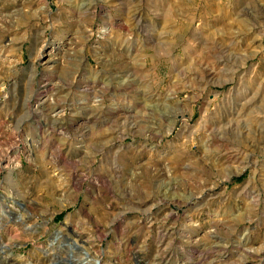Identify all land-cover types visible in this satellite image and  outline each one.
Returning <instances> with one entry per match:
<instances>
[{
    "label": "rangeland",
    "instance_id": "obj_1",
    "mask_svg": "<svg viewBox=\"0 0 264 264\" xmlns=\"http://www.w3.org/2000/svg\"><path fill=\"white\" fill-rule=\"evenodd\" d=\"M86 236L264 264V0H0V264Z\"/></svg>",
    "mask_w": 264,
    "mask_h": 264
},
{
    "label": "bare ground",
    "instance_id": "obj_2",
    "mask_svg": "<svg viewBox=\"0 0 264 264\" xmlns=\"http://www.w3.org/2000/svg\"><path fill=\"white\" fill-rule=\"evenodd\" d=\"M51 56V55H50ZM54 58L51 56V57H48L46 59V61H48L49 63H51ZM55 115V114H54ZM90 130V128H89ZM86 133H84L83 135H86ZM165 174V173H164ZM27 205L24 206V208H27L26 207ZM15 219H18V216L15 217ZM77 228L78 229H81L80 228V225L78 224L77 225ZM82 231H83V228H82ZM81 232V231H80ZM8 234V237L12 238L14 237L10 232H6ZM78 234V233H77ZM80 235H82V233H80ZM85 235V234H84ZM86 239L82 240L83 238L81 237V241L83 242H86L88 244V247L87 248H84L78 244H76L75 242H72L71 244H68V247L70 249H73V248H78V254H79V257H78V264H97V262L99 261L98 258L94 257L91 253V249H92V245L90 243H88L89 241V237L86 236L85 237ZM74 241V240H73Z\"/></svg>",
    "mask_w": 264,
    "mask_h": 264
}]
</instances>
